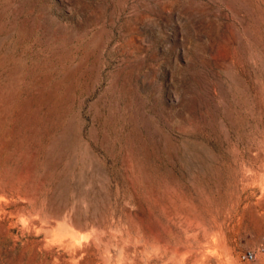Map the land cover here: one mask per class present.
Segmentation results:
<instances>
[{
	"label": "rangeland",
	"instance_id": "374dc122",
	"mask_svg": "<svg viewBox=\"0 0 264 264\" xmlns=\"http://www.w3.org/2000/svg\"><path fill=\"white\" fill-rule=\"evenodd\" d=\"M0 264H264V0H0Z\"/></svg>",
	"mask_w": 264,
	"mask_h": 264
},
{
	"label": "built area",
	"instance_id": "2783aa9c",
	"mask_svg": "<svg viewBox=\"0 0 264 264\" xmlns=\"http://www.w3.org/2000/svg\"><path fill=\"white\" fill-rule=\"evenodd\" d=\"M252 257H253V254L250 251H246L241 254V258L245 260L252 259Z\"/></svg>",
	"mask_w": 264,
	"mask_h": 264
}]
</instances>
